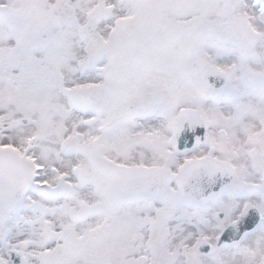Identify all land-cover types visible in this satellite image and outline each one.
<instances>
[{
    "label": "snow or ice",
    "instance_id": "6c2138e0",
    "mask_svg": "<svg viewBox=\"0 0 264 264\" xmlns=\"http://www.w3.org/2000/svg\"><path fill=\"white\" fill-rule=\"evenodd\" d=\"M0 264H264V0H0Z\"/></svg>",
    "mask_w": 264,
    "mask_h": 264
}]
</instances>
